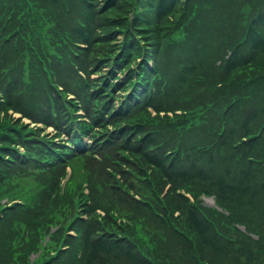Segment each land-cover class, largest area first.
I'll return each instance as SVG.
<instances>
[{"label": "trees", "instance_id": "trees-1", "mask_svg": "<svg viewBox=\"0 0 264 264\" xmlns=\"http://www.w3.org/2000/svg\"><path fill=\"white\" fill-rule=\"evenodd\" d=\"M0 5V87L8 106H22L19 93L29 91L47 54L65 67L66 78L75 65L127 71L119 83L128 80L135 100L122 118H110L121 121L114 139L106 140L117 148L115 159L92 153L71 158L88 174L89 194L73 183L65 195L45 192L42 202L0 203V264H264V0ZM89 39L88 46L74 48ZM40 79H48L44 71ZM103 87H92L94 99L104 96ZM148 106L185 112L154 117ZM36 139L19 121L6 124L0 117V198L23 192V179L39 180L36 171L71 152L64 146L57 153ZM109 161L126 167L113 168L122 174L111 172L114 183L94 169ZM136 185L142 192L132 191ZM202 192L213 194L226 211L205 204ZM52 223H59L54 231Z\"/></svg>", "mask_w": 264, "mask_h": 264}, {"label": "rangeland", "instance_id": "rangeland-1", "mask_svg": "<svg viewBox=\"0 0 264 264\" xmlns=\"http://www.w3.org/2000/svg\"><path fill=\"white\" fill-rule=\"evenodd\" d=\"M105 29V28H104ZM99 30H101V28H99ZM99 46V45H98ZM92 70H94V67H92ZM104 70H101V72H103ZM98 74H100L99 73V71H94L93 73H92V75H91V78H94V79H101V77L100 76H98ZM117 74H118V72H117ZM97 81V80H96ZM166 103V106H168V101L167 102H165ZM39 131H42L43 129H38ZM45 131V130H44ZM115 150H116V148H113V147H110L108 150H107V152H109V154H111V155H113V153H115ZM107 152H105V155H107L108 153ZM98 154V153H97ZM102 154V151H100V153L98 154V156H100ZM114 157V156H113ZM131 159L132 160H134L136 163H132V165L134 166V167H137V159L135 158V157H131ZM92 160V159H91ZM96 163H98L97 161H95L94 162V164H96ZM108 165H111L110 167H108ZM110 168V169H109ZM113 168H117V169H121V168H126L125 166H120V165H114V164H112L111 163V161H109V163L105 166V168L104 169H102V167H101V165H99V164H97V167H95L94 169H96V170H98V169H100V171H101V173H102V175L100 174V172H99V170H98V174L97 175H101L102 177H106V176H109V178L111 179V180H109V181H111L112 183H114L113 181L114 180H112V177H111V172H114V173H116L117 174V176L119 177V176H121L122 174L119 172H116V171H114L113 170ZM72 169H73V183H79V182H83L84 181V179L87 177V173H86V171H85V169L83 168L82 169V165L81 164H79V165H75L74 163L72 164ZM108 172V173H107ZM92 174H95L96 175V173H92ZM95 177V176H94ZM93 177V178H94ZM231 177V176H230ZM26 180H27V182H28V186H27V189H31V190H34V191H38L39 190V186H33L34 185V183L31 181V179H30V177H28V178H25ZM103 178H99V179H97V183H99L101 186H104L105 188H106V190H107V192H108V194L111 196V197H114V194L111 192L112 190H109V187L107 186V181L104 183V181L102 180ZM141 185V184H140ZM140 185H136V188L135 189H133L132 191H139V192H142V191H140V190H142L141 189V186ZM125 186V185H124ZM114 187V186H113ZM122 191V190H121ZM120 190H119V194H120V196L124 199V198H126V196H128V195H126L125 193H123V191L121 192ZM30 192H32V191H30ZM145 193V192H144ZM146 195V194H145ZM129 197V196H128ZM205 201L207 202V203H209V204H212V198H205ZM35 256V254L32 256V259H33V257Z\"/></svg>", "mask_w": 264, "mask_h": 264}]
</instances>
